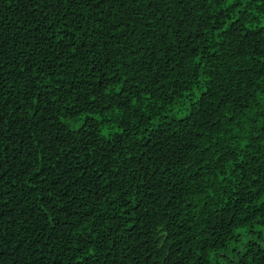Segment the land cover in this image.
Here are the masks:
<instances>
[{"label":"trees","instance_id":"16d2710c","mask_svg":"<svg viewBox=\"0 0 264 264\" xmlns=\"http://www.w3.org/2000/svg\"><path fill=\"white\" fill-rule=\"evenodd\" d=\"M0 264H264V0H0Z\"/></svg>","mask_w":264,"mask_h":264}]
</instances>
